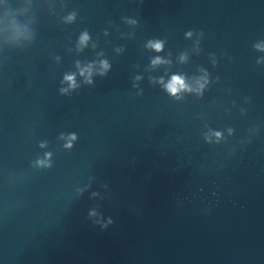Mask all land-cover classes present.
Segmentation results:
<instances>
[{
	"label": "water",
	"instance_id": "water-1",
	"mask_svg": "<svg viewBox=\"0 0 264 264\" xmlns=\"http://www.w3.org/2000/svg\"><path fill=\"white\" fill-rule=\"evenodd\" d=\"M0 264H264V0H0Z\"/></svg>",
	"mask_w": 264,
	"mask_h": 264
},
{
	"label": "clouds",
	"instance_id": "clouds-1",
	"mask_svg": "<svg viewBox=\"0 0 264 264\" xmlns=\"http://www.w3.org/2000/svg\"><path fill=\"white\" fill-rule=\"evenodd\" d=\"M88 39L87 35H84L81 37V43H84L86 40ZM154 47L159 50L160 49V45L156 44L154 45ZM155 62H159V60L155 61ZM105 67H107V65H104ZM68 80H72V77H67ZM185 87L184 82L182 80V78L180 77H176L174 76L172 78V81L167 85L168 90L172 93V94H176L178 92L179 89Z\"/></svg>",
	"mask_w": 264,
	"mask_h": 264
}]
</instances>
